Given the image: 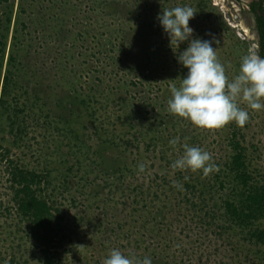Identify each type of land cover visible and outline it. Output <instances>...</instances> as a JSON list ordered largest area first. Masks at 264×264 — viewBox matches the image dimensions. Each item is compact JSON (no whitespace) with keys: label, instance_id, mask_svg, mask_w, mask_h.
<instances>
[{"label":"rangeland","instance_id":"1","mask_svg":"<svg viewBox=\"0 0 264 264\" xmlns=\"http://www.w3.org/2000/svg\"><path fill=\"white\" fill-rule=\"evenodd\" d=\"M177 6L196 10L190 39L212 41L234 79L258 40L230 24L213 0H0V145L8 151L3 157L0 149V264H41V248L16 212L9 161L47 174L49 184L38 190L63 214V234L73 233L59 264H103L113 249L148 257L151 264H264L263 247L225 230L230 224L221 202L241 189L231 169L238 151L246 157L251 183L264 185V108L252 110L238 99L249 121L218 130L169 112L170 89H179L188 74L177 57L189 41L170 45L157 17ZM71 94L97 95L96 109L106 111L95 116L110 124L107 132L139 164L132 167L135 175L125 177L124 193L114 187L117 172L102 173L96 159L87 158L97 142L89 137L92 125L85 124L87 132L80 134L87 135L78 141L75 114L59 109L60 100L73 107ZM184 144L209 152L219 171L204 177L202 170L174 169ZM79 156L81 170L69 172ZM141 185L147 196L136 192ZM208 212L217 215L210 226Z\"/></svg>","mask_w":264,"mask_h":264},{"label":"trees","instance_id":"2","mask_svg":"<svg viewBox=\"0 0 264 264\" xmlns=\"http://www.w3.org/2000/svg\"><path fill=\"white\" fill-rule=\"evenodd\" d=\"M5 1L8 2L9 0ZM235 1L241 2L242 0ZM251 12L256 19L257 30L260 37V53L261 57L264 58V8L262 6V1L253 3L251 5ZM8 20L10 21V17H8ZM8 81L9 79L6 77L5 82L7 84ZM78 95L71 94L67 96V99L73 102L72 108L70 107L69 109L68 103H64L63 100L58 102V107L59 109L62 108L75 114V118H72V122L79 127V129L76 130L75 136L78 141H81V139L87 135V133L84 135L80 134V130L83 132V129L87 132L85 124L90 123L92 125L93 131L89 134V137L94 138L97 142H94V146L91 148L94 150L93 154L91 157L87 158L89 160L95 158L94 166L95 168L99 166V170L102 173L109 174L113 171L112 175H114V173L117 172L120 177L119 183H115V186H113L122 194V192L124 193L122 183L125 182V177L128 174L130 177L132 174L135 175L136 171H133L132 167L135 165L138 166L139 164H133L131 161L133 153H130L132 151L127 150V148L124 149L121 142L107 132L105 127L110 124L107 123L103 117L95 116L97 111H106L104 106L96 109V106L99 105L97 95L93 94L91 96H83L82 98L79 97L82 96V94ZM74 107H77V110L74 109ZM3 131L4 129L0 127V132L3 133ZM0 149L5 152L3 157L8 156V151L3 148V146L0 145ZM81 158L82 156H79L76 159L77 163H74L68 169L69 172L75 170L76 166H78L77 169L79 171L81 170L79 167L80 163L78 162V159L83 161ZM87 158H85V161L87 160L86 162L88 164L89 161ZM12 164L13 162L9 161L8 167L10 168V181L13 185L14 203L19 220L27 223L28 233L29 236H31L30 239L40 246L39 259L41 264H59L61 259L60 251L63 249L64 241L67 239L71 241V239H73V233L70 231L67 236L63 234L68 230V228L61 224L64 217L63 214L55 209L54 204H49L46 196H42L41 192L38 190L41 185L45 186L49 184L47 174H40L20 165L14 166ZM231 169L241 189L239 192L237 189H234V194L236 195L237 193L239 198L236 195L235 198L221 201L223 202V216L230 224L225 230L237 232L236 234L241 237L243 243L248 242L247 244L251 247L260 246L264 248V185L251 183L252 181L254 182V178L248 171L246 157L242 151H238L233 156ZM71 176L69 177L67 175L71 180L70 182H73ZM121 180L122 182H120ZM186 185L191 188L190 183ZM144 189L145 187L143 188L142 185L138 186L136 192L140 193V196L143 197L146 193ZM149 193L150 191L146 193V196ZM202 204H205L204 199ZM206 214L209 217L208 225L210 226L212 224L211 222L217 218V215L215 212H208ZM242 247H245V245Z\"/></svg>","mask_w":264,"mask_h":264},{"label":"clouds","instance_id":"3","mask_svg":"<svg viewBox=\"0 0 264 264\" xmlns=\"http://www.w3.org/2000/svg\"><path fill=\"white\" fill-rule=\"evenodd\" d=\"M195 13L196 10L190 6H177L164 9L157 17L170 38V45L175 44L179 48L181 43L189 41L187 49L177 57L178 62L188 69V74L182 79L179 89L175 85L171 87L168 110L202 129L218 130L230 122L244 127L250 117L238 106V99L246 102L252 110L264 108L261 103L264 99V58L259 55V43L249 47L248 54L242 57L239 74L230 81L218 60L216 49L212 47V41L190 39L194 30L189 21ZM178 143V137L170 141L173 147ZM183 148V155L172 164L174 169L202 170L204 177L219 171L209 152L188 144H184ZM144 170L145 166L141 164L139 171ZM173 186L183 189L175 181ZM103 264H151V259L127 257L120 250L113 249Z\"/></svg>","mask_w":264,"mask_h":264},{"label":"water","instance_id":"4","mask_svg":"<svg viewBox=\"0 0 264 264\" xmlns=\"http://www.w3.org/2000/svg\"><path fill=\"white\" fill-rule=\"evenodd\" d=\"M250 1L251 0H244L241 2L235 0H213L214 3L221 7L230 24L233 26H242L246 30L248 40H258L257 31L255 30V16L249 11Z\"/></svg>","mask_w":264,"mask_h":264},{"label":"flooded vegetation","instance_id":"5","mask_svg":"<svg viewBox=\"0 0 264 264\" xmlns=\"http://www.w3.org/2000/svg\"><path fill=\"white\" fill-rule=\"evenodd\" d=\"M242 1H244V0H242ZM257 2H259L258 0H251L250 2H249V4H250V8H249V11H251V5L253 4V3H257ZM262 6H263V4H262ZM263 8H264V6H263ZM252 13V12H251ZM253 14V13H252ZM255 30L257 31V36H258V43H259V41H260V37H259V34H258V30H257V25H256V19H255ZM259 46H260V44H259ZM261 51H260V49H259V55L261 56V53H260Z\"/></svg>","mask_w":264,"mask_h":264},{"label":"bare ground","instance_id":"6","mask_svg":"<svg viewBox=\"0 0 264 264\" xmlns=\"http://www.w3.org/2000/svg\"><path fill=\"white\" fill-rule=\"evenodd\" d=\"M235 27H241L244 31H246L242 26H240V25H236ZM241 29V30H242Z\"/></svg>","mask_w":264,"mask_h":264}]
</instances>
